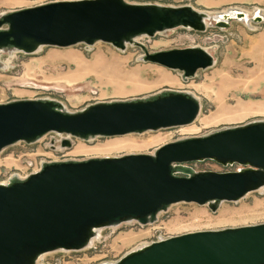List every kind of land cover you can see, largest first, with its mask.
Wrapping results in <instances>:
<instances>
[{
  "label": "water",
  "instance_id": "1",
  "mask_svg": "<svg viewBox=\"0 0 264 264\" xmlns=\"http://www.w3.org/2000/svg\"><path fill=\"white\" fill-rule=\"evenodd\" d=\"M256 10L260 15L252 20L262 21ZM203 17L191 5L54 1L1 14L0 49L30 53L41 45L96 41L124 48L141 34L176 27L202 31ZM142 59L179 69L185 77L214 63L198 46L145 52ZM199 110V101L180 91L100 101L75 112L52 99L14 100L0 103V151L48 132L85 139L185 125ZM62 144L70 142L63 138ZM203 159L241 167L195 171L184 164ZM263 186L264 120L166 142L153 153L47 162L24 178L0 183V264H37L45 252L86 247L95 228L129 220L146 224L178 202L214 210L222 200H238ZM99 264H264V222L161 238Z\"/></svg>",
  "mask_w": 264,
  "mask_h": 264
},
{
  "label": "rangeland",
  "instance_id": "2",
  "mask_svg": "<svg viewBox=\"0 0 264 264\" xmlns=\"http://www.w3.org/2000/svg\"><path fill=\"white\" fill-rule=\"evenodd\" d=\"M54 1L61 0H0V15ZM125 1L191 5L208 13L228 7L241 8L249 13L259 9L263 17L259 22L231 19L227 26L210 21L202 31L176 27L152 36L141 34L124 48L103 41L65 47L41 45L30 53L11 47L1 48L0 103L52 99L63 109L75 112L100 101L139 99L180 91L195 97L200 110L189 124L140 133L96 135L83 139L48 132L30 143L18 141L0 151V183H7L14 177L24 178L47 162L153 153L166 142L264 120V0ZM188 46L202 47L210 52L213 65L197 69L192 76L185 77L179 69L142 59L145 52ZM117 89L120 91L116 92ZM63 138H67L70 144L63 145ZM184 164L195 171H227L241 167L236 163L222 165L211 159ZM263 222L264 186L238 200H222L214 210L208 204L178 202L159 211L155 220L146 224L129 220L101 227L90 246L45 252L37 264L112 262L161 238Z\"/></svg>",
  "mask_w": 264,
  "mask_h": 264
},
{
  "label": "bare ground",
  "instance_id": "3",
  "mask_svg": "<svg viewBox=\"0 0 264 264\" xmlns=\"http://www.w3.org/2000/svg\"><path fill=\"white\" fill-rule=\"evenodd\" d=\"M203 12V11H202ZM204 13V20L205 23L208 24L210 21H216V20H224L226 22H229L231 19H242V20H246L248 21L249 19L257 18L259 17L260 13L257 12L256 9H254L251 13L241 9V8H237V7H228L225 10L216 12V13H208V12H203ZM127 43H125V46H127ZM102 59V58H101ZM100 59V60H101ZM105 61V60H104ZM95 62V61H94ZM101 62V61H100ZM99 63V62H97ZM96 63V64H97ZM103 63V62H102ZM105 64L107 62H104ZM90 65V64H89ZM84 66V65H83ZM82 66V67H83ZM103 67V65H101ZM106 66V65H104ZM82 67L80 69H82ZM88 67V66H87ZM96 67V66H94ZM98 68V67H97ZM105 68V67H104ZM103 69V68H102ZM110 69V68H109ZM89 70V68H88ZM93 71V70H92ZM121 72V71H120ZM159 82H162L161 79H159ZM157 84V82H156ZM120 89H117L116 92H119ZM99 229L100 228H95L94 229V234L93 236L90 238L89 242L87 243L86 247L90 246L93 242V240H95V238L97 237L98 233H99ZM42 255H39L37 258L36 263L38 262V260L41 258Z\"/></svg>",
  "mask_w": 264,
  "mask_h": 264
},
{
  "label": "built area",
  "instance_id": "4",
  "mask_svg": "<svg viewBox=\"0 0 264 264\" xmlns=\"http://www.w3.org/2000/svg\"><path fill=\"white\" fill-rule=\"evenodd\" d=\"M37 170H38V169H37ZM35 171H36V170H35ZM32 172H33V171H32ZM30 173H31V172H30ZM27 175H28V174H27ZM27 175H26V176H27ZM26 176H25V177H26Z\"/></svg>",
  "mask_w": 264,
  "mask_h": 264
}]
</instances>
